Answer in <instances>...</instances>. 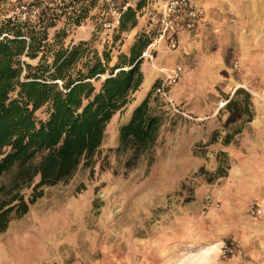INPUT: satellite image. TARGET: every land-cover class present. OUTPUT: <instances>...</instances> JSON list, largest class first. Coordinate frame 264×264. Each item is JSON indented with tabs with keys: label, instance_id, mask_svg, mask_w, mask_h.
Instances as JSON below:
<instances>
[{
	"label": "rangeland",
	"instance_id": "rangeland-1",
	"mask_svg": "<svg viewBox=\"0 0 264 264\" xmlns=\"http://www.w3.org/2000/svg\"><path fill=\"white\" fill-rule=\"evenodd\" d=\"M70 1L79 6L53 0L55 13ZM96 6L77 28L67 9L57 26L68 31L66 43L101 46L110 32L101 29ZM9 17H15L11 0H0V23ZM214 26L218 31L208 29L198 42L181 40L169 49L161 41L151 48L153 60L141 64L143 83L108 123L92 170L80 166L67 183L42 188L43 196L0 233V264H214L216 254L224 260L243 254V242L229 231L241 228L246 216L256 220L264 213V43L260 56L244 57L233 40L220 41L221 25ZM133 33L124 36L122 49ZM176 66L180 78L165 84V96L157 90L154 95L178 123L173 131L164 129L152 166L140 159L128 168V154L108 150L116 147L119 127L134 106ZM239 87L252 95L254 116L223 145L226 114L218 111ZM214 131L218 141L205 147ZM22 193L28 198L31 188ZM206 196L218 206L205 209ZM214 243L223 245L221 254L213 249L203 258L200 250ZM224 246L233 251L224 252Z\"/></svg>",
	"mask_w": 264,
	"mask_h": 264
},
{
	"label": "trees",
	"instance_id": "trees-1",
	"mask_svg": "<svg viewBox=\"0 0 264 264\" xmlns=\"http://www.w3.org/2000/svg\"><path fill=\"white\" fill-rule=\"evenodd\" d=\"M76 1L77 8L70 1L58 14L48 0L36 19L0 23V233L43 196V187L67 183L80 166L92 170L108 123L143 83L142 54L154 36L150 0L128 6L100 47L87 40L66 43L68 31L57 28L67 9L77 28L96 3L98 12L102 8L101 0ZM130 32L132 41L122 49ZM158 86L154 82L134 106L119 127L116 147L108 150L128 154V168L140 159L152 166L164 129L173 131L178 123V115L170 116L167 103L154 95ZM218 113L226 114L221 143L228 145L253 119L252 95L236 88ZM217 141L214 131L205 147ZM24 188H31L28 198Z\"/></svg>",
	"mask_w": 264,
	"mask_h": 264
},
{
	"label": "crops",
	"instance_id": "crops-1",
	"mask_svg": "<svg viewBox=\"0 0 264 264\" xmlns=\"http://www.w3.org/2000/svg\"><path fill=\"white\" fill-rule=\"evenodd\" d=\"M195 2L206 9V19L200 20L190 32L180 31L178 42L203 40L208 34V29L213 31L217 28L214 24L219 23L221 42L233 40L236 43V51L244 57L262 54H260L262 45L259 43H264V0H195ZM254 52L259 54L252 55ZM259 206L264 207V196H260ZM237 228L234 226L229 234L234 240L243 242V254L224 260L216 254V250L221 254L223 245L216 247L219 244L214 243L216 254L214 264H264V213L256 220L246 216L241 228Z\"/></svg>",
	"mask_w": 264,
	"mask_h": 264
},
{
	"label": "built area",
	"instance_id": "built-area-1",
	"mask_svg": "<svg viewBox=\"0 0 264 264\" xmlns=\"http://www.w3.org/2000/svg\"><path fill=\"white\" fill-rule=\"evenodd\" d=\"M136 0H101L100 27L104 32L113 31L120 20V16L128 6L134 5ZM13 16L21 19H36L39 17L41 7L48 3V0H11ZM150 20V28L154 36L150 46L143 52L142 56L152 61L151 48L156 43L165 41L169 49L178 46V33L180 31H192L200 20L206 19V9L196 4L195 0H150L147 10ZM214 32L218 28L213 29ZM180 66L165 72L164 82L157 87V92L165 96V84L175 83L181 76ZM218 204L210 196L204 199V208H215ZM260 213V209L257 210ZM224 252H232L233 249L224 246Z\"/></svg>",
	"mask_w": 264,
	"mask_h": 264
},
{
	"label": "bare ground",
	"instance_id": "bare-ground-1",
	"mask_svg": "<svg viewBox=\"0 0 264 264\" xmlns=\"http://www.w3.org/2000/svg\"><path fill=\"white\" fill-rule=\"evenodd\" d=\"M217 247V246H216ZM214 249V245L213 246H210L209 248H202L201 250H200V254H201V256L203 257V258H205V257H207L212 251L211 250H213ZM216 249V248H215Z\"/></svg>",
	"mask_w": 264,
	"mask_h": 264
}]
</instances>
